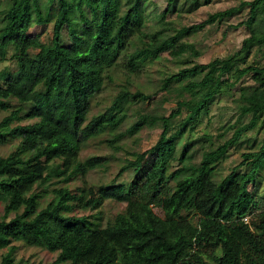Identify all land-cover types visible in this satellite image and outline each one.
Returning a JSON list of instances; mask_svg holds the SVG:
<instances>
[{
  "label": "trees",
  "instance_id": "16d2710c",
  "mask_svg": "<svg viewBox=\"0 0 264 264\" xmlns=\"http://www.w3.org/2000/svg\"><path fill=\"white\" fill-rule=\"evenodd\" d=\"M55 1L58 7L53 8ZM198 1L186 12L198 9ZM175 5L177 0H169L156 15L162 28L148 26V0H13L4 10L8 24L0 34V60L11 49L17 69L0 83V110L9 112L0 121V144L9 136L20 142L15 151L0 156V250L8 249L0 264H23L15 257L14 242L56 252L50 264H264V196L250 188L264 166V136L258 149L242 154L232 172L213 179L229 149L250 130L264 128V63L249 60L253 54L258 57L254 48L264 50V0L242 1L171 32L163 25L169 13L177 11ZM247 8L248 17L237 25H246L250 35L238 51L163 78V93L174 89L191 94L177 102L170 116L138 112L131 127L119 132L132 105L153 97L125 85L94 127H85L92 98L113 79L111 72L120 64L138 74L166 52L175 58L198 56L195 44L184 38ZM50 22L53 36L48 44L28 32L33 24ZM31 49L37 51L32 54ZM245 76L253 84L240 88L237 123L246 116L249 122L238 124L231 139L205 151L199 163L190 162L189 141L178 154L186 127L193 129L216 97ZM184 108L188 115L174 129L171 119ZM24 119L34 122L23 124ZM145 124H160L163 130L155 144L120 169L119 175L129 169L140 173L136 180L98 188L84 183L75 190L63 185L104 164L102 156L79 160L92 136L111 135L108 142L118 150L126 135ZM150 157L153 160L140 172ZM54 178L62 185L50 189ZM49 194L52 198L43 205ZM107 199L126 205L101 226L96 220L101 212L95 210ZM155 206L193 210L196 222L180 214V219L166 220Z\"/></svg>",
  "mask_w": 264,
  "mask_h": 264
},
{
  "label": "rangeland",
  "instance_id": "374dc122",
  "mask_svg": "<svg viewBox=\"0 0 264 264\" xmlns=\"http://www.w3.org/2000/svg\"><path fill=\"white\" fill-rule=\"evenodd\" d=\"M47 0H41L46 3ZM242 1L250 0H199L201 6L192 11L186 12L194 4V0H177V11L169 13L166 18L165 28H170L173 32L175 29H179L183 26H188L194 23H199L208 18V16L217 11L225 10L232 6L239 5ZM13 0H0V34L5 30L8 22L3 18L4 10L12 5ZM169 0H148V8L146 10L147 24L149 27L162 28V25L156 24V15L163 12L168 6ZM48 5V4H47ZM53 8L58 7L57 1L51 4ZM248 17V8L222 22H216L208 25L205 29L194 33L186 38L184 41L194 43L196 49L200 52L198 56L183 54L180 57H172L167 52L164 53L159 60H155L152 63L147 62L138 74L129 73L122 64L115 68L112 73V80H106L102 89L96 93L91 100L90 110L87 115V121L85 127H94L98 115L104 112L113 102L118 92L121 91L123 86L128 85L131 91L141 89L145 93L153 95L151 99L146 102H139L133 104L129 116L119 128V132L126 131L131 127L132 123L138 119V112L145 114H152L155 116H170V114L178 109L177 102L183 99H190L191 94L187 91H183L182 94L174 89L169 93H163L159 90L162 85V80L166 76L172 73H177L180 69L191 67L195 64H206L215 58H225L230 54L235 53L242 47L243 40L250 35V30L246 25L238 26L241 21ZM28 32L31 35H39L44 44H48L53 36V22L48 24H33ZM67 39L66 33L63 36ZM37 50L31 49L33 54ZM257 49H253V53H257L258 57L253 54L250 57V61L258 59L264 63V50L262 52ZM17 69V60L13 55L11 49L8 50L6 59L0 60V83L11 76V74ZM181 82H175V85H180ZM186 83V81H184ZM253 84L250 77H243L234 87H231L224 91L222 94L216 97L215 101L210 104L209 110L204 112L199 117L196 124L193 126L188 125L185 130V134L182 137V141H178V154L182 150L185 142L189 141L191 144L189 147V154L192 156L190 162L196 164L201 161L202 155L205 151L223 144L225 141L231 139L234 135V131L238 124L248 123L250 116L243 117L239 123V99L240 88L245 85ZM13 103H17L13 101ZM9 112L0 110V121ZM188 115V109L184 108L180 116H175L172 125L177 129L179 124ZM34 122V119H24L21 123ZM15 121L12 125H16ZM231 126H235L231 128ZM173 129V130H174ZM256 127L247 132L243 138L234 146H232L227 152L225 159L220 161L216 165L213 179L219 181L228 175L232 170L240 164L242 161V154L251 150L258 149L262 138L264 136V128L259 129ZM163 128L159 125L145 124L134 135H126L121 141V148L116 150L108 142V138L111 135L107 133L92 136L83 145L79 153V160H85L92 156L104 157V164L95 169L90 170L84 177L64 183L65 186H70L73 190L77 186H83L87 183L88 186L98 188L102 185L118 184V183H130L137 179L140 173L137 174L133 169L126 170L119 175L120 169L126 165L129 160H135L134 154L143 152L155 144L160 138ZM209 137L211 140L206 139ZM20 139L9 136L6 143L0 144V156H7L11 152L15 151ZM153 157L147 159L144 162V166L140 172H143L149 165V161H152ZM188 162V161H187ZM176 165V164H175ZM180 166V165H179ZM174 169V168H173ZM58 178L52 179L53 186L50 185V189L54 186H61L62 184L57 182ZM171 185H174L172 181ZM253 192L259 196H264V166L257 177V183L250 185ZM52 195H47L43 199V205H45ZM125 203L115 201L114 199L105 200L104 204L95 210V212H101V218L96 220L101 226H105L109 221H112L117 213L124 210ZM154 211L164 219H180V215H184L186 219L196 222L194 211L178 210L174 211L173 206H155ZM94 212V213H95ZM178 212V213H177ZM4 213V206L0 203V216ZM80 214H93V211H83ZM180 214V215H179ZM179 215V216H178ZM14 214H11L10 218ZM215 219L213 220V222ZM217 222H219L217 220ZM18 246L15 257L21 260L23 264H50L56 257V252L49 251L43 246H28L22 242H14ZM8 249L0 250V261L4 253ZM219 252V251H218ZM220 253V252H219Z\"/></svg>",
  "mask_w": 264,
  "mask_h": 264
},
{
  "label": "built area",
  "instance_id": "2783aa9c",
  "mask_svg": "<svg viewBox=\"0 0 264 264\" xmlns=\"http://www.w3.org/2000/svg\"><path fill=\"white\" fill-rule=\"evenodd\" d=\"M244 220H245V221H248V217H245Z\"/></svg>",
  "mask_w": 264,
  "mask_h": 264
}]
</instances>
